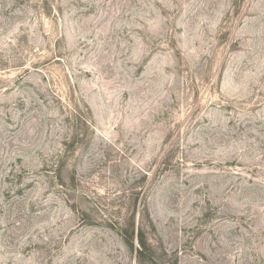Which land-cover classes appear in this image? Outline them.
Here are the masks:
<instances>
[{
  "label": "rangeland",
  "instance_id": "374dc122",
  "mask_svg": "<svg viewBox=\"0 0 264 264\" xmlns=\"http://www.w3.org/2000/svg\"><path fill=\"white\" fill-rule=\"evenodd\" d=\"M264 264V0H0V264Z\"/></svg>",
  "mask_w": 264,
  "mask_h": 264
},
{
  "label": "trees",
  "instance_id": "16d2710c",
  "mask_svg": "<svg viewBox=\"0 0 264 264\" xmlns=\"http://www.w3.org/2000/svg\"><path fill=\"white\" fill-rule=\"evenodd\" d=\"M124 242L128 246L129 249L132 251H135L138 258H143L148 255L150 256V264H155V261L153 260L152 256V247L147 242L146 236L143 233L141 228H137L136 231L134 227L131 229L126 228L124 232Z\"/></svg>",
  "mask_w": 264,
  "mask_h": 264
}]
</instances>
